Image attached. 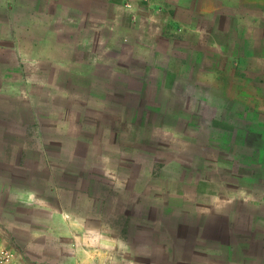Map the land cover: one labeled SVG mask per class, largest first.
<instances>
[{"label": "crops", "instance_id": "1", "mask_svg": "<svg viewBox=\"0 0 264 264\" xmlns=\"http://www.w3.org/2000/svg\"><path fill=\"white\" fill-rule=\"evenodd\" d=\"M0 240L264 264V0H0Z\"/></svg>", "mask_w": 264, "mask_h": 264}, {"label": "built area", "instance_id": "2", "mask_svg": "<svg viewBox=\"0 0 264 264\" xmlns=\"http://www.w3.org/2000/svg\"><path fill=\"white\" fill-rule=\"evenodd\" d=\"M0 264H25L19 260L17 253L0 240Z\"/></svg>", "mask_w": 264, "mask_h": 264}, {"label": "rangeland", "instance_id": "3", "mask_svg": "<svg viewBox=\"0 0 264 264\" xmlns=\"http://www.w3.org/2000/svg\"><path fill=\"white\" fill-rule=\"evenodd\" d=\"M254 253H255L256 259H258L259 256L263 254V251L261 249L255 248Z\"/></svg>", "mask_w": 264, "mask_h": 264}]
</instances>
